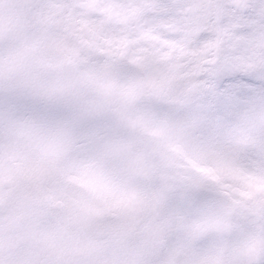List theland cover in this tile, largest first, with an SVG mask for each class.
<instances>
[{"label":"snow or ice","instance_id":"obj_1","mask_svg":"<svg viewBox=\"0 0 264 264\" xmlns=\"http://www.w3.org/2000/svg\"><path fill=\"white\" fill-rule=\"evenodd\" d=\"M91 3L18 0L48 49L30 69L38 94L0 97L39 129L29 167L54 173L53 202L88 213L103 199L115 216L98 225L106 235L166 241L128 264H264V0H102L111 20ZM84 25L87 39H71ZM71 89L111 112L54 102ZM68 121L70 147L53 135ZM124 125L140 134L101 165Z\"/></svg>","mask_w":264,"mask_h":264},{"label":"rangeland","instance_id":"obj_2","mask_svg":"<svg viewBox=\"0 0 264 264\" xmlns=\"http://www.w3.org/2000/svg\"><path fill=\"white\" fill-rule=\"evenodd\" d=\"M101 2L92 0L88 10L113 19L110 13L98 7ZM17 4L18 0H0V97L7 92L38 94L39 80L30 69L37 57L48 54L45 36L33 31L26 14L17 15ZM45 23L50 27L63 25L58 16L48 18ZM89 35V29L84 25L78 27L71 39L85 40ZM54 102L85 116L111 112L110 105L103 101L85 100L80 89L60 92ZM140 131L138 126H121L116 140L122 147L106 152L101 165L107 167L124 160L125 149L131 146ZM38 132L31 118L9 113L0 107V246L10 241L16 243V251L11 253L12 264H33L35 259L48 252L69 258L79 247L90 252L100 264H128L131 260L156 254L165 247L164 240L138 245L134 228L119 235H106L98 225L115 216L103 199L99 202L105 209L103 212L93 209L88 213L77 204L67 206L53 202L54 173L38 174L28 165L39 147ZM74 132L73 122L68 121L53 135L68 142L70 147ZM135 164V160L127 161L129 169ZM14 226L15 232L11 229ZM12 231L14 235L10 236ZM98 233L106 237L98 239Z\"/></svg>","mask_w":264,"mask_h":264},{"label":"water","instance_id":"obj_3","mask_svg":"<svg viewBox=\"0 0 264 264\" xmlns=\"http://www.w3.org/2000/svg\"><path fill=\"white\" fill-rule=\"evenodd\" d=\"M46 259H54L60 262V264H80L81 261L87 262V264H97L91 260L89 255L84 253H77L71 259L66 260L64 257H59L54 254H47L43 259L36 261V264H42V261Z\"/></svg>","mask_w":264,"mask_h":264},{"label":"flooded vegetation","instance_id":"obj_4","mask_svg":"<svg viewBox=\"0 0 264 264\" xmlns=\"http://www.w3.org/2000/svg\"><path fill=\"white\" fill-rule=\"evenodd\" d=\"M10 257H11V256H10ZM6 262H7V261H6ZM6 262H5V263H6Z\"/></svg>","mask_w":264,"mask_h":264}]
</instances>
